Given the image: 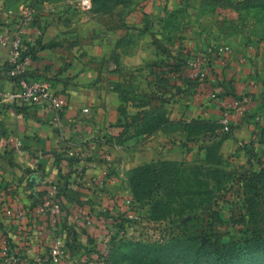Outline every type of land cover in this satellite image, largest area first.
<instances>
[{
	"label": "rangeland",
	"instance_id": "obj_1",
	"mask_svg": "<svg viewBox=\"0 0 264 264\" xmlns=\"http://www.w3.org/2000/svg\"><path fill=\"white\" fill-rule=\"evenodd\" d=\"M2 1L0 9L15 12L13 17L21 12V6L34 7L38 2ZM56 1L59 2L50 0L51 5H57ZM238 1L203 0V8L198 11L197 0H91L88 10L82 7V0H75L69 6L75 7L79 21L95 17L98 24L108 27L107 35L113 32L123 36V52L142 59L116 60L111 66L116 73L115 90L122 102L119 112L127 113L125 104L140 109L138 115L131 116L134 128L140 127L143 119H157L158 111L166 110V99L182 105L186 101V108L195 114L202 95L217 94L214 86L205 88L206 79L215 77L214 71L232 52L226 54L216 48L227 32L214 29L213 18L202 20L203 11L216 12L221 19L215 21L224 27V21L237 17L234 11L238 10L251 36L264 38V0ZM168 5L171 11L179 9L171 14V21L180 29L169 31L170 37L168 31L157 26L163 17L162 7ZM105 9L111 14H105ZM182 59L200 62L197 67L189 68L188 64L184 71H174ZM199 71L206 73V78L198 76ZM179 83L184 84L183 88L180 86V91L174 93L170 87ZM190 121L182 118L170 127L171 134H175L167 144L177 147L174 156L182 158L176 162L160 158L127 169L118 149L123 142L112 139L109 156L102 158L106 172L95 186V199L84 201L89 206L78 205L72 213L73 220L80 222L77 239H69L61 232L62 264H213L204 252L198 251L205 235L226 244L248 237L264 239V162L257 156L264 154V128L251 157L241 151H224L217 128L199 118ZM113 181L117 186L109 188L108 182ZM59 234L55 229L51 244ZM251 249L254 251L253 246ZM46 256L40 254L35 260L23 257L29 264H40L37 258ZM2 260L0 264H4ZM237 264H264V251L251 252Z\"/></svg>",
	"mask_w": 264,
	"mask_h": 264
},
{
	"label": "crops",
	"instance_id": "obj_2",
	"mask_svg": "<svg viewBox=\"0 0 264 264\" xmlns=\"http://www.w3.org/2000/svg\"><path fill=\"white\" fill-rule=\"evenodd\" d=\"M73 1L59 0L52 6L50 0H38L34 7L21 6V12L8 20L12 35L31 40L29 46L34 58L28 79L49 81L55 91L67 99L59 123L42 109L21 105L8 96L0 104V246L6 240L23 256L34 260L38 255L48 253L54 228L69 239H77L80 222L77 224L73 220L72 213L78 205L88 207L84 201L95 199V186L105 177L103 159L109 156L108 148H112L110 144L107 146V141L118 135L125 124L131 126L127 128L129 137L123 139L118 149L120 156L125 158L127 169L160 158L167 162L182 159L174 156L177 147L173 149L167 144L175 132L156 129L137 134L131 116L138 115L140 109L125 104L127 113L119 112L122 102L114 88L117 79L112 63L142 59L137 54L123 52V36L113 32L107 35L108 27L98 24L95 17L88 16L84 23L79 21L73 10L75 7L69 6ZM197 1L198 11L203 8V0ZM2 2L0 0V8ZM27 7L35 9L36 19L34 24L21 28V18ZM231 7L239 8L238 5ZM178 10L171 11L169 5L162 7L163 17L157 24L161 31L169 33L180 29L171 21V14ZM104 13L111 14L108 9ZM202 13V20L213 18L216 23L211 26L227 32L221 36L216 48L223 49L222 53L232 52V55L214 71L215 77L206 79L205 88L214 86L218 89L216 95H202L195 114L191 113L193 109L186 108V101L182 105L166 99L167 118L173 122L182 118L191 122L190 118H199L217 123L223 150L241 151L250 156L263 132L261 127L264 128V38L251 36L240 21L238 10L234 11L237 17L224 21V27L215 21L221 19L216 12ZM38 28L44 29L39 44L34 42ZM7 56V50L0 49V89L15 93L19 87L11 84L3 70ZM183 85L179 83L170 89L175 93ZM237 102L239 108L235 106ZM226 115L234 127L228 136H224L221 127V119ZM257 156L264 162V154ZM132 158H136L135 163H130ZM51 184L60 187L57 198L63 208L55 225L48 213L39 211ZM107 185L109 188L117 186L114 181ZM15 205L27 213L24 226L6 215V209Z\"/></svg>",
	"mask_w": 264,
	"mask_h": 264
},
{
	"label": "built area",
	"instance_id": "obj_3",
	"mask_svg": "<svg viewBox=\"0 0 264 264\" xmlns=\"http://www.w3.org/2000/svg\"><path fill=\"white\" fill-rule=\"evenodd\" d=\"M82 7L86 10L92 7L91 0H82ZM5 12L0 9V49H6L8 56L4 63L3 70L11 80L13 86H18L19 90L15 93L10 91H4L0 89V104L5 102V98L8 96L13 99L14 102H18L21 105L32 106L42 109L47 114H51L55 117L57 123L62 111L67 105V99L61 93L55 91L52 84L47 80H30L28 79L30 68L33 62V54L30 48L31 40L26 41L20 35H12L11 27L8 20L14 18L12 15L14 12ZM36 11L34 8H26L24 10L23 17L21 18V28L30 26L35 19ZM44 35V29L38 28L35 34L34 42L39 44L40 39ZM228 53V51L226 50ZM197 62H189V68L197 67ZM200 62V61H199ZM1 71V68H0ZM197 75L206 78V73L199 71ZM240 103H235V106L239 108ZM87 111V110H86ZM222 131L231 132V123L226 115L221 119ZM61 189L57 184H51L50 190L45 199L41 202L39 211L42 213H48L54 220V225L57 222L58 216L63 212L62 205L60 204L57 195L60 194ZM6 215L10 219H15L20 223L27 221V213L23 208L19 206H11L6 210ZM76 215V217H78ZM56 229V228H55ZM57 230V229H56ZM59 231V230H57ZM61 232L55 237L51 248L46 257L37 260L40 264H62L63 263V246L64 241L61 238ZM0 258L3 259L4 264H29L23 257L22 253L16 250L8 241L4 240L0 246Z\"/></svg>",
	"mask_w": 264,
	"mask_h": 264
},
{
	"label": "trees",
	"instance_id": "obj_4",
	"mask_svg": "<svg viewBox=\"0 0 264 264\" xmlns=\"http://www.w3.org/2000/svg\"><path fill=\"white\" fill-rule=\"evenodd\" d=\"M187 65H188V60L185 59L183 61L182 59L179 67H176V69L174 68V71H184ZM170 73H171V70L167 72V75H170ZM116 86L117 85H115L114 87L115 89H116ZM158 112H160L159 113L160 116L157 119L156 118L152 119L151 122H148L146 119H143L142 120L143 124L141 125L140 123V127L139 125H137L136 127L134 126L135 132L137 134L138 133L139 134L140 133H150L156 129H163V130H167L171 132L172 130H170V127L174 126L175 122L167 118L166 111L164 112L158 111ZM138 122H141V121H138ZM203 123L207 124L208 126H213L217 128V123L207 122V121H203ZM123 127L124 128H122V131H120L118 135L112 136L111 140L107 141L108 144L110 143L112 144L113 138H116L118 139V141L123 142L125 139L129 137L127 128L128 127L130 128L131 126L129 124H125V126ZM233 128H234L233 125H231V132ZM231 132H223V133H224V136H228L231 134ZM122 137H124L123 138L124 140H122ZM258 163L261 164V161H258ZM254 177L257 178L259 177V175H254ZM200 244L201 245L198 251H200V253L204 252L206 256L209 259H211V262L213 264H237L243 258L250 255L251 252L253 253V252H263L264 251V239L257 238V237H250V238L248 237L245 239H240L237 241H233L229 244H226V243H223L221 240L219 241L217 237H214L209 234V235H205L204 240H202V243L200 242ZM252 246L254 248V251H252L251 249ZM48 248L50 250L51 245ZM197 257L198 256L196 255L195 260H198Z\"/></svg>",
	"mask_w": 264,
	"mask_h": 264
}]
</instances>
